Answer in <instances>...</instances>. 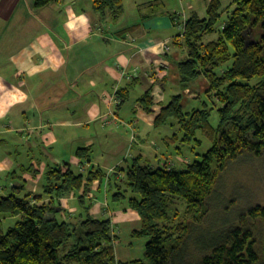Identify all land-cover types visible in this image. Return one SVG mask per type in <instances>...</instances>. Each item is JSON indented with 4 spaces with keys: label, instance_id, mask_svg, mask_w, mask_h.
Returning a JSON list of instances; mask_svg holds the SVG:
<instances>
[{
    "label": "trees",
    "instance_id": "obj_1",
    "mask_svg": "<svg viewBox=\"0 0 264 264\" xmlns=\"http://www.w3.org/2000/svg\"><path fill=\"white\" fill-rule=\"evenodd\" d=\"M60 1L34 0V4L43 8ZM124 2L94 0V9L103 17L109 12L116 15ZM224 11L228 18L219 37L207 40ZM184 26L188 58L178 64L181 86L188 88L197 78L206 77L207 93L213 92L218 105L205 103L187 111L182 95H173L156 115L154 127L170 124L178 129L167 136L166 144L180 142L176 153L184 158L183 145H188L197 157L181 161V166L175 162L153 166L135 157L112 175L95 165L79 171L72 165L65 169L49 164L39 193L29 191L24 179L25 173L38 174L33 158L29 164L17 159L14 169L0 172V179L10 180L8 192H0V264H190L184 257L192 226H201L208 217L207 202L221 175L246 153L264 152V0H210L207 16L192 15ZM117 92L125 103L128 88ZM151 92L149 88L140 97L148 113L154 111ZM215 109L219 123L214 126L210 119ZM205 139L210 147L197 152ZM92 152L91 146L79 147L76 156L81 163H91ZM97 180L101 186L106 182L110 191L116 188L113 199H127L139 214L142 225L132 237L147 238L143 258L117 259L112 218L93 216L92 201L87 200ZM72 193L78 195L79 211L64 217L61 200ZM249 217L264 223V206L250 207L196 264H264V243L257 244ZM13 218L18 219L6 225Z\"/></svg>",
    "mask_w": 264,
    "mask_h": 264
},
{
    "label": "crops",
    "instance_id": "obj_2",
    "mask_svg": "<svg viewBox=\"0 0 264 264\" xmlns=\"http://www.w3.org/2000/svg\"><path fill=\"white\" fill-rule=\"evenodd\" d=\"M209 2L125 0L120 13L109 12L103 17L95 11L94 0H62L43 8H37L34 0H0V134L5 138L0 141L10 145L6 139L10 133L27 139L24 144L16 141L14 152L0 156V172L15 168L23 145L38 170L37 175L24 174L27 189L34 193L41 192V178L49 164L66 169L78 163L79 171L95 165L112 175L118 166H124L123 161L116 165L97 161L95 137L107 138L112 129L121 133L122 127L133 132L131 140L137 144L133 158L148 160L149 140L142 134L150 133L162 106L173 95L181 94L187 111L199 108L190 109L210 87L209 80L201 76L182 89L178 65L188 58L183 23L192 15L205 18ZM123 88H128L129 97L122 104L117 90ZM149 88L154 97L152 113L140 103ZM95 122L98 135L91 132ZM120 133L116 139H120ZM87 146L93 148L92 161L81 163L76 150ZM36 149L42 157H36ZM162 150L154 149L155 158L149 164L175 162L181 166L182 156L177 154L174 158ZM102 189L107 195L108 184L101 186L97 180L88 190L93 216L111 217L115 225L119 211L122 215L118 222L128 225L131 235L140 229L139 214L129 204L112 210L107 198L102 201L96 195ZM61 201L67 212L64 217L79 211L77 194ZM114 235L119 261L143 258L147 240L131 256L129 248L117 245L119 235L115 228Z\"/></svg>",
    "mask_w": 264,
    "mask_h": 264
},
{
    "label": "rangeland",
    "instance_id": "obj_3",
    "mask_svg": "<svg viewBox=\"0 0 264 264\" xmlns=\"http://www.w3.org/2000/svg\"><path fill=\"white\" fill-rule=\"evenodd\" d=\"M229 0H226L228 2ZM227 4V3H226ZM228 18V14L226 11L223 12L221 19L217 23L216 32L207 38L214 40L219 37L220 32L223 29V25ZM45 33V32H44ZM197 80V79H196ZM195 81H193L190 85H193ZM210 83V82H209ZM182 88V86H181ZM183 89V88H182ZM209 90V89H208ZM207 90V91H208ZM203 92L200 95V99L194 101L190 107H203L205 103L209 106L218 105V102H214L215 97L213 96V92L211 94ZM215 104V105H214ZM218 107V106H216ZM188 110L187 107L184 108ZM193 110V109H192ZM211 122L215 126L219 123V114L217 109H215L211 114ZM91 128V132L95 135H98L97 126L98 123H93ZM122 132L112 129L111 135L109 137L99 138L95 137L96 145H95V154L94 157L97 161H101L107 165H116L118 161H123L124 166L131 162L133 159V154L136 153L137 144L132 139L131 134L132 130H126L125 127L121 128ZM175 127H172L170 124L161 125L159 128L152 127L150 133L142 134V136H146L149 141L146 145L148 153V160L142 161V163H150L149 161L154 160L155 153L154 149L157 147L164 150L166 155H170L172 157H176V146L181 145L180 142H173L171 146L166 144L167 136H172L175 132ZM120 133L122 136L116 139V135ZM4 135L0 134V140ZM200 138H204L202 135ZM7 140H10V145L3 144L0 141V156L5 155L7 151H15L18 143L24 144L27 142L26 138H19L16 133H10L7 135ZM127 139L129 141H127ZM103 140L104 144H101ZM117 140V141H116ZM124 140L126 146H123ZM140 143L141 140L137 139ZM17 141V142H16ZM5 142V141H4ZM20 143V145H21ZM211 143L209 140L205 139L204 144L197 148V152L204 153L210 147ZM184 152L186 153V157L193 159L197 157L194 153L190 151L188 145H183ZM162 150V151H163ZM22 154L19 155V160L26 164H29L31 159V155H28L27 149H23V145L20 146L19 150ZM36 157H42L40 151L37 149L34 151ZM45 158V155H44ZM120 159V160H119ZM75 170H78V163L73 164L72 166ZM43 180H41V184ZM10 180L6 178L0 179V192L6 194L9 190ZM4 188V189H2ZM117 191L115 188L113 191H108L106 195L105 189L101 191H96V195L102 200L106 201L108 199V203L111 206L112 210H120V207L123 204H128L127 199L122 200H114L113 194ZM130 192L128 193L129 196ZM208 206L210 208V212L208 217L204 221L201 226L193 225L192 231L187 242L185 248V259L190 264H196L200 258L210 252L212 248L223 238L224 233L229 230L232 226L240 223L243 213H245L250 207L256 205L264 206V152L260 156H256L252 153H246V155L240 157L239 159L231 162L227 168V170L221 175L220 180L215 187V190L212 196L208 199ZM117 216L114 219V228L119 235V240L117 245L123 246V248L131 251V256L135 255L140 249V243L146 242L147 238H134L131 235V230L128 225H121L118 222L120 215H122L119 211L116 212ZM18 218L9 219L6 222V225H10L11 223H15ZM249 223L255 226L257 244L262 245L264 243V223L261 219H247ZM246 221V220H245ZM130 244L129 242H132ZM135 249H134V248ZM204 252V253H203Z\"/></svg>",
    "mask_w": 264,
    "mask_h": 264
},
{
    "label": "built area",
    "instance_id": "obj_4",
    "mask_svg": "<svg viewBox=\"0 0 264 264\" xmlns=\"http://www.w3.org/2000/svg\"><path fill=\"white\" fill-rule=\"evenodd\" d=\"M184 23H183V29H184ZM182 162H188V159L187 158H184V157H181V159H180Z\"/></svg>",
    "mask_w": 264,
    "mask_h": 264
},
{
    "label": "water",
    "instance_id": "obj_5",
    "mask_svg": "<svg viewBox=\"0 0 264 264\" xmlns=\"http://www.w3.org/2000/svg\"><path fill=\"white\" fill-rule=\"evenodd\" d=\"M68 165H71L70 163H68ZM91 189V188H90Z\"/></svg>",
    "mask_w": 264,
    "mask_h": 264
}]
</instances>
